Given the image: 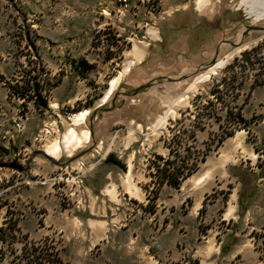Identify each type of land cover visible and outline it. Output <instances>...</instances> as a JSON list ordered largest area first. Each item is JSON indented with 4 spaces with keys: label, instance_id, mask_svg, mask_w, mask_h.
I'll return each mask as SVG.
<instances>
[{
    "label": "rangeland",
    "instance_id": "374dc122",
    "mask_svg": "<svg viewBox=\"0 0 264 264\" xmlns=\"http://www.w3.org/2000/svg\"><path fill=\"white\" fill-rule=\"evenodd\" d=\"M240 1L211 0L212 10H198L196 0H0V223L6 230L0 243H7L0 258L19 264L9 257L24 239L10 234V224L30 204L31 188L50 184L71 208L87 204L85 187L103 194L114 187L117 199L157 209L163 243L188 249L185 260L164 258L162 264H264V117L256 114L264 88L230 103L221 83L225 66L264 42V18L255 21ZM201 42V50L187 51ZM134 47L145 51L144 58L99 104ZM235 50L209 81L187 93L175 118L152 133L167 98ZM34 76L51 88L43 91L42 110L12 88ZM235 107L241 135L219 136ZM84 109L88 142L70 156H46L44 146L71 126L69 114ZM188 147V156L206 153L196 172L178 184L161 179L164 168L176 170ZM232 153L235 162L221 170V158ZM108 154L123 167L104 164ZM79 164L85 169L76 180L79 192L69 197L54 178L75 177ZM128 173L135 194L127 191ZM205 173L204 184L194 185Z\"/></svg>",
    "mask_w": 264,
    "mask_h": 264
},
{
    "label": "crops",
    "instance_id": "0c3cea01",
    "mask_svg": "<svg viewBox=\"0 0 264 264\" xmlns=\"http://www.w3.org/2000/svg\"><path fill=\"white\" fill-rule=\"evenodd\" d=\"M38 83L41 97L45 99L43 91L51 88L39 78ZM259 88L264 85L255 88L250 95ZM28 94L31 96L32 92ZM261 102L256 114L263 118V99ZM85 189L87 204L79 209L63 202L62 195L50 184L31 188L28 194L30 204L10 224V234L22 237L24 243L16 247L9 260L14 255L17 256L15 262L27 264L29 257L36 254L48 257L51 251H56V262L60 264H162L164 258L171 262L185 260L187 245L179 248L180 243H163L162 218L159 213L157 218V209L152 212L145 203L131 201L130 197L111 198L106 191L105 195L102 190L93 193L89 188ZM107 196L115 201H109ZM3 226L0 223V236L5 235ZM41 240L43 242L36 243ZM15 244L18 243L10 246ZM5 246L7 243H0V250ZM0 264H7L6 257L0 258Z\"/></svg>",
    "mask_w": 264,
    "mask_h": 264
},
{
    "label": "bare ground",
    "instance_id": "6f19581e",
    "mask_svg": "<svg viewBox=\"0 0 264 264\" xmlns=\"http://www.w3.org/2000/svg\"><path fill=\"white\" fill-rule=\"evenodd\" d=\"M195 4L198 10H202L208 6L209 10H212L210 9L213 5L211 0H196ZM239 6H243L247 14L255 21L264 18V0H242L240 1ZM147 34L152 39L157 38V34L153 30H148ZM260 46L262 47L260 49L252 46L250 49L244 50L239 54V56L235 57L234 62L237 61L236 64L234 63V65L228 66L227 68L225 66L222 69V74L225 78L222 79L224 80V82L222 81L221 83H224L226 85V89L229 90L227 93L228 96H230V103L232 101L236 102V100L242 98V96L244 95V91L247 88V84L264 85V42H261ZM237 50L228 53L222 59L216 61L212 66L194 77V79L189 83L187 89L183 93L179 94L175 98L168 97L165 102L167 105H165L167 109L156 118L152 126V133L157 130L164 129L167 120L175 118L176 108H182L187 105V100L189 98L187 96V93L193 95L196 92L197 87L200 84H204L209 81L210 78L215 75L217 71L221 69L232 58ZM144 56L145 51L142 50V48L140 49L138 47H134L132 49L130 58L126 59L123 68L118 72V75L111 79L105 94L99 101V104H103L107 101L110 94L119 83L121 77L128 72L131 66L140 63ZM213 91L214 90L212 89V94ZM215 91L219 92V90L217 89ZM88 113L89 110L84 109L78 114H69L71 126L66 128L65 132L61 137H59V139L53 141L52 143L46 144L44 146L43 153L50 158L57 159L63 153L70 156L74 149L87 143L89 140V132L82 129L81 126L83 125L84 119ZM236 133L237 134L235 137H233V140L238 139V137L241 135V132L239 131ZM129 136L130 139H132L131 133H129ZM235 159V154L233 153L230 156H223L220 160V169L223 170L226 163L235 162ZM208 176V173L201 175L194 181V185L204 184ZM125 182L127 191L131 194H135L136 189L132 184V179L129 173L126 175ZM106 193L113 198L115 193L114 187H112L110 190H106ZM230 209H232V207Z\"/></svg>",
    "mask_w": 264,
    "mask_h": 264
},
{
    "label": "built area",
    "instance_id": "2783aa9c",
    "mask_svg": "<svg viewBox=\"0 0 264 264\" xmlns=\"http://www.w3.org/2000/svg\"><path fill=\"white\" fill-rule=\"evenodd\" d=\"M261 85L259 84H247V88L244 91V96L247 95L250 91H252L254 88L259 87ZM230 120L224 125L222 124V127L217 132L219 136H226L228 134H235L236 132L240 131L241 121L242 117L236 113V107L234 110H232V116L229 117ZM191 151L190 147H188V152H183L181 155V158L177 161L176 164V170H173V174L175 175V183L178 184L180 182H183L184 179L188 178L192 174L196 172L198 169L200 163L203 161V158L206 157V153H204V150L199 151L196 155L188 156V153ZM82 164L78 167L77 174L75 177H65V178H59L54 180L60 184V189L62 191V188L67 187V195L70 197L76 195L79 191V183H81V180L76 181L77 179L81 178L83 175L85 169H82ZM45 182V181H44ZM42 182V183H44ZM56 251H51V253L47 256H44L42 254H36L34 256L29 257V260L33 262V264H60L56 262Z\"/></svg>",
    "mask_w": 264,
    "mask_h": 264
},
{
    "label": "trees",
    "instance_id": "16d2710c",
    "mask_svg": "<svg viewBox=\"0 0 264 264\" xmlns=\"http://www.w3.org/2000/svg\"><path fill=\"white\" fill-rule=\"evenodd\" d=\"M207 45V42L205 43ZM204 45H202V42L199 45H193L192 48H189L187 51L190 52H194L195 49L196 50H201L203 48ZM15 88L16 93L21 97V98H33V104L36 107V109L38 110H42L45 108L46 102L45 99H43L41 97V92H40V86L38 83V78H36L35 76L29 77L27 79V81L23 84L20 85L18 87H12ZM31 91L32 95L29 96L28 92ZM104 164H108V165H115L118 166L120 168L123 167V165H121V163L115 159V157L112 154H108L105 159H104ZM162 175H161V179H165L168 178V183L171 184H176L175 183V175L173 174L172 171L167 170L166 168H164V170L161 171ZM162 182V181H161Z\"/></svg>",
    "mask_w": 264,
    "mask_h": 264
}]
</instances>
